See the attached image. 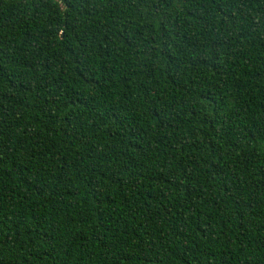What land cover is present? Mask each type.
Segmentation results:
<instances>
[{"label":"trees","instance_id":"16d2710c","mask_svg":"<svg viewBox=\"0 0 264 264\" xmlns=\"http://www.w3.org/2000/svg\"><path fill=\"white\" fill-rule=\"evenodd\" d=\"M0 264H264V0H0Z\"/></svg>","mask_w":264,"mask_h":264}]
</instances>
